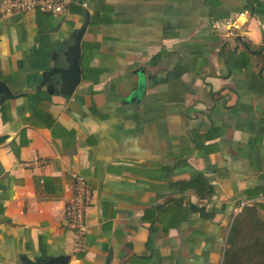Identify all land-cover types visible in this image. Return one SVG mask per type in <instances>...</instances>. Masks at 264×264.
Wrapping results in <instances>:
<instances>
[{"label": "crops", "instance_id": "crops-1", "mask_svg": "<svg viewBox=\"0 0 264 264\" xmlns=\"http://www.w3.org/2000/svg\"><path fill=\"white\" fill-rule=\"evenodd\" d=\"M69 1L0 20V264H222L237 214L264 218V0ZM87 13L63 95L50 73ZM230 20L251 45L231 69ZM76 175L83 245L64 216ZM198 175L203 195L180 184Z\"/></svg>", "mask_w": 264, "mask_h": 264}, {"label": "trees", "instance_id": "trees-1", "mask_svg": "<svg viewBox=\"0 0 264 264\" xmlns=\"http://www.w3.org/2000/svg\"><path fill=\"white\" fill-rule=\"evenodd\" d=\"M238 46L229 45L224 41L220 54L226 65L231 69L243 67L248 63V41L235 36ZM239 51V52H238ZM183 188L194 190L199 195L211 190L209 183L203 175H198L188 181H181ZM222 264H264V218L259 216L253 206L244 207L234 218L228 235V247L225 250Z\"/></svg>", "mask_w": 264, "mask_h": 264}, {"label": "built area", "instance_id": "built-area-1", "mask_svg": "<svg viewBox=\"0 0 264 264\" xmlns=\"http://www.w3.org/2000/svg\"><path fill=\"white\" fill-rule=\"evenodd\" d=\"M69 3V0H0V20L10 15L34 10L60 15L66 11ZM226 26L231 28H229L230 35L242 36L243 29L235 25V21H228ZM75 179V190L66 201L64 216L69 227L74 231L76 243L83 245L87 231L86 212L90 202V192L84 176L76 175Z\"/></svg>", "mask_w": 264, "mask_h": 264}, {"label": "water", "instance_id": "water-1", "mask_svg": "<svg viewBox=\"0 0 264 264\" xmlns=\"http://www.w3.org/2000/svg\"><path fill=\"white\" fill-rule=\"evenodd\" d=\"M252 13V12H251ZM90 23V15L87 13V19L82 26L74 33V39L72 45L66 50L65 55L68 60L67 66H58L52 70L50 75L59 74L53 80L55 85V91L63 95H71L82 81V38L85 34L87 27ZM0 85H3L0 83ZM0 91L8 92L6 87L1 86ZM66 259H55L49 262H42L40 264H66Z\"/></svg>", "mask_w": 264, "mask_h": 264}]
</instances>
